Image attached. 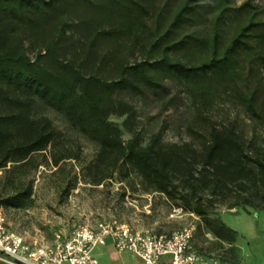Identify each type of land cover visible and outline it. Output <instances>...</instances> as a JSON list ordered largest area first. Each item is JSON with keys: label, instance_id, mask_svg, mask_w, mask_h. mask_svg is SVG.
<instances>
[{"label": "trees", "instance_id": "trees-1", "mask_svg": "<svg viewBox=\"0 0 264 264\" xmlns=\"http://www.w3.org/2000/svg\"><path fill=\"white\" fill-rule=\"evenodd\" d=\"M142 1L0 0V180L13 188L1 190L0 206L25 203L35 154L54 144L49 119L31 115L40 101L97 144L84 167L91 183L134 174L144 191L226 238L230 229L208 216L227 200L264 205V136H246L236 118L215 117L211 106L226 100L264 127V21L248 1L178 0L170 12ZM134 54L140 59L129 61ZM167 79L191 96L188 139L154 133L144 142L134 107L118 95H159ZM111 116L122 118L128 138ZM53 151L55 165L76 158Z\"/></svg>", "mask_w": 264, "mask_h": 264}, {"label": "rangeland", "instance_id": "rangeland-1", "mask_svg": "<svg viewBox=\"0 0 264 264\" xmlns=\"http://www.w3.org/2000/svg\"><path fill=\"white\" fill-rule=\"evenodd\" d=\"M177 1L142 2L149 6L150 11L165 3L170 12ZM245 1L256 7L255 18L264 21V0H231V5L237 7ZM212 11L213 9L208 15ZM205 19L196 18L195 21ZM29 54L34 55L32 48L29 49ZM128 57L129 61L140 59L138 54ZM164 83L166 92L159 95L149 92L118 95L134 107L133 129L140 133L144 142L154 133H160L163 141L179 142L188 139L186 124L194 115L191 96L183 83L172 79H167ZM211 109L215 117L227 115L236 118L239 128L246 136L253 133L258 137L264 136V127L248 120L238 106L226 100H218L212 104ZM31 115L45 116L54 126V144L50 150H54V153L71 150L76 158L55 165L50 160L49 149L35 154V159L40 164L28 172L34 178L30 196L21 207L0 206L10 231L20 233L26 240L50 242L56 232L67 235L78 225L94 227L97 222L104 220H115L139 230L148 229L152 233L170 234L187 228L192 234L190 243L203 262L264 264V205L260 208L232 206L229 200L219 204L214 213L208 216L209 221L219 220L231 232L226 238H219L197 215L183 212L162 195L144 191L134 174L124 181H119L115 176L102 183H91L84 167L93 159L97 144L76 131L62 114L47 108L40 101L33 104ZM110 118L121 126L122 136L128 138L130 132L122 126V118ZM22 174L23 172H19L18 175ZM2 189L8 193L13 191L11 186L0 180V192ZM108 245L100 248V251H104L99 257L102 264H107L113 254L109 253L111 248ZM114 257L109 264L140 262L137 256L126 252L115 254ZM0 264H9L1 254Z\"/></svg>", "mask_w": 264, "mask_h": 264}, {"label": "built area", "instance_id": "built-area-1", "mask_svg": "<svg viewBox=\"0 0 264 264\" xmlns=\"http://www.w3.org/2000/svg\"><path fill=\"white\" fill-rule=\"evenodd\" d=\"M191 236L187 228L170 234L152 233L104 220L94 227L78 225L67 235L56 232L50 242L26 240L8 229L0 208V254L9 264H99L94 251L108 240L116 253L137 256L138 264H208L192 247Z\"/></svg>", "mask_w": 264, "mask_h": 264}, {"label": "crops", "instance_id": "crops-1", "mask_svg": "<svg viewBox=\"0 0 264 264\" xmlns=\"http://www.w3.org/2000/svg\"><path fill=\"white\" fill-rule=\"evenodd\" d=\"M108 244H109V245H108ZM107 245L111 248V250H109L110 252L108 251L109 253H113L114 255H115V254H117V255H121L122 253H124V252H122V253H116L115 250H114L113 247H112L111 241L108 240L107 243H106L105 245L100 246V247H96V249H95V251H94L96 257L98 258L99 264H102L101 261L99 260V257L104 253V251H100V250L103 249V248H104L105 246H107ZM100 248H101V249H100ZM126 253L131 254L130 252H126ZM113 254H111L112 257L109 258V261L112 260V259H115V257H114ZM131 255H133V254H131ZM109 261H108V262H109ZM108 262H107V264H109ZM138 263H139V262H138ZM138 263H135V264H138ZM111 264H112V263H111ZM122 264H125V263H122Z\"/></svg>", "mask_w": 264, "mask_h": 264}]
</instances>
